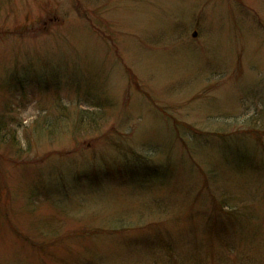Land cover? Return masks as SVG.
Here are the masks:
<instances>
[{"label":"rangeland","instance_id":"1","mask_svg":"<svg viewBox=\"0 0 264 264\" xmlns=\"http://www.w3.org/2000/svg\"><path fill=\"white\" fill-rule=\"evenodd\" d=\"M0 264H264V0H0Z\"/></svg>","mask_w":264,"mask_h":264}]
</instances>
